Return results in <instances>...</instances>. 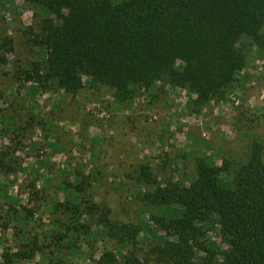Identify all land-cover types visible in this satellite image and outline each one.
Returning a JSON list of instances; mask_svg holds the SVG:
<instances>
[{"label": "rangeland", "instance_id": "1", "mask_svg": "<svg viewBox=\"0 0 264 264\" xmlns=\"http://www.w3.org/2000/svg\"><path fill=\"white\" fill-rule=\"evenodd\" d=\"M41 13L25 0H0V21L14 49L0 65V262L5 250H26L15 264H46L50 235L64 231L73 206L88 201L106 203L140 227V243L155 245L146 225L163 236L155 219L169 209L145 202L154 186L144 173L189 185L202 162L225 188H235L252 143L264 145V123L255 120L264 110V46L243 37L238 47L247 54L246 67L221 87L225 95L203 105L167 79L148 89L133 85L126 102L89 75L76 95L48 92L32 87L33 64L45 57L31 42ZM95 166L104 170L98 182L90 176ZM99 215L82 219L88 228L72 234L64 264H95L104 249L127 253L106 236ZM209 236L223 247L216 230Z\"/></svg>", "mask_w": 264, "mask_h": 264}, {"label": "trees", "instance_id": "2", "mask_svg": "<svg viewBox=\"0 0 264 264\" xmlns=\"http://www.w3.org/2000/svg\"><path fill=\"white\" fill-rule=\"evenodd\" d=\"M25 1L42 12L31 39L45 53L43 63L33 64L32 87L37 90L76 95L84 86L83 76L89 75L126 102L133 85L148 89L167 79L196 94L195 104L203 105L225 95L221 87L236 81L246 67L247 54L238 47L243 37L255 47L264 46V0ZM13 50L0 21V65ZM255 120L264 123V110ZM263 151L262 142L252 143L233 189L225 188L202 162L189 185L162 183L144 173V182L154 186L145 202L169 209L164 219H155L163 223V236L146 225L158 240L150 247L140 243V227L114 215L106 203L73 206L65 230L50 235L46 264H64L72 234L88 228L82 219L97 213L106 236L128 251L119 256L104 249L95 264H264ZM4 164L0 159V167ZM103 174L95 166L90 176L98 182ZM214 230L224 248L209 236ZM26 254L5 250L0 264H15Z\"/></svg>", "mask_w": 264, "mask_h": 264}]
</instances>
